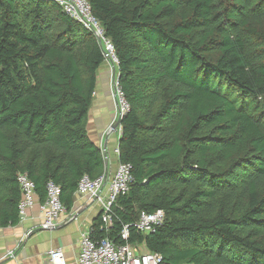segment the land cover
<instances>
[{
  "label": "trees",
  "instance_id": "1",
  "mask_svg": "<svg viewBox=\"0 0 264 264\" xmlns=\"http://www.w3.org/2000/svg\"><path fill=\"white\" fill-rule=\"evenodd\" d=\"M118 60L131 166L112 226L161 264H264V0H86ZM103 52L53 0H0V229L19 223L17 177L60 187L106 172L88 137ZM161 210L152 234L124 226Z\"/></svg>",
  "mask_w": 264,
  "mask_h": 264
},
{
  "label": "built area",
  "instance_id": "2",
  "mask_svg": "<svg viewBox=\"0 0 264 264\" xmlns=\"http://www.w3.org/2000/svg\"><path fill=\"white\" fill-rule=\"evenodd\" d=\"M53 1L63 14L91 33L102 49L103 66H106L110 95L114 108V118L110 126L111 131L115 122H119L129 111L118 82V60L113 45L105 36L103 29L93 16L90 5L86 0ZM119 133H121L120 129ZM117 153L116 149L115 154ZM131 181V166L128 164H118L110 180H107L105 174L97 179L83 176L79 180L75 193L88 197L101 209V223L103 226L100 230L107 232L112 226V207L119 195L128 192ZM17 183L21 192L18 208L19 218L22 220L26 211L34 207L37 195L35 184L27 175L20 174L17 177ZM45 191V200L40 204L42 222L39 229L50 230L58 225L60 217L66 214L67 210L60 200L61 190L59 186L48 182ZM163 221L164 213L161 210H157L154 213L141 212L134 223L122 228L120 239L124 242L128 241L130 228H133L137 234H152L156 228L163 224ZM79 249L77 258L72 262H66L60 249L49 250L46 255L47 264H161L162 262V257L159 254L150 253L143 244L133 245L125 243L115 245L107 238L97 240L91 238V231L80 235ZM8 255H12V253Z\"/></svg>",
  "mask_w": 264,
  "mask_h": 264
},
{
  "label": "crops",
  "instance_id": "3",
  "mask_svg": "<svg viewBox=\"0 0 264 264\" xmlns=\"http://www.w3.org/2000/svg\"><path fill=\"white\" fill-rule=\"evenodd\" d=\"M113 118L107 70L102 66L97 74L96 90L88 113L87 133L104 155L107 180L113 177L118 165L115 150L120 127L113 128L119 124L116 121L110 131ZM40 204L41 200L36 196L34 207L26 211L18 225L0 229V264H47L46 255L52 249H60L66 262L74 261L80 251V235L90 231L101 212L100 207L88 197L75 193L58 225L50 230H41Z\"/></svg>",
  "mask_w": 264,
  "mask_h": 264
},
{
  "label": "water",
  "instance_id": "4",
  "mask_svg": "<svg viewBox=\"0 0 264 264\" xmlns=\"http://www.w3.org/2000/svg\"><path fill=\"white\" fill-rule=\"evenodd\" d=\"M118 123H119V122H118ZM118 125H119V124H116L115 126H113V128H116V127H118Z\"/></svg>",
  "mask_w": 264,
  "mask_h": 264
},
{
  "label": "rangeland",
  "instance_id": "5",
  "mask_svg": "<svg viewBox=\"0 0 264 264\" xmlns=\"http://www.w3.org/2000/svg\"><path fill=\"white\" fill-rule=\"evenodd\" d=\"M103 66V65H102ZM106 66H104V68H105Z\"/></svg>",
  "mask_w": 264,
  "mask_h": 264
}]
</instances>
